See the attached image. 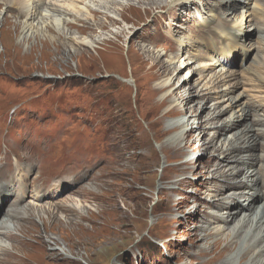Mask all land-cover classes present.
Instances as JSON below:
<instances>
[{"label":"rangeland","instance_id":"obj_1","mask_svg":"<svg viewBox=\"0 0 264 264\" xmlns=\"http://www.w3.org/2000/svg\"><path fill=\"white\" fill-rule=\"evenodd\" d=\"M47 1L89 19L90 28L79 25L66 30L61 21L74 18L54 14L60 28L71 31L67 40L56 43L57 37L47 32L29 34L23 40L27 31L21 35L14 25L4 34L6 12L0 10V151L15 154L27 148L38 158L43 166L38 174L36 169L29 174L28 183L50 176L60 179L68 171L73 174L65 182L58 181L57 193L49 194L55 199L41 203L80 202L84 214L91 216L87 236L63 240L69 245L65 254L79 260L73 264H206L208 255L203 256L204 245L199 241L206 235L201 229L204 218L229 217L237 209H218L212 202L230 197L227 202L242 205L248 199L257 212L264 205V138L250 110L262 105L259 114L264 111V33L258 31L262 28L256 24L259 13L253 11L264 9V0H236L232 12L222 4L224 0H195L192 5L165 0L164 11L153 9L149 14L147 0H117L116 6L113 0H86L94 10L105 12L99 19L83 1ZM97 1L108 2L110 11L97 7ZM71 3L76 7H69ZM218 3L224 13L229 12L230 21H224L223 27L234 38L238 30L232 21L241 16L243 7L248 9L246 15L253 22L244 27L241 42L231 38L221 42L220 34L226 31H220L217 40L201 33L225 20L221 13L218 22H208L211 5ZM12 16L15 22L18 15ZM84 38L95 41V48L81 45ZM213 42L218 47L215 51L210 48ZM144 49L157 52L166 66L175 64L169 75L158 76L162 70L153 53L148 55ZM231 73L236 75L234 81L229 80ZM172 82L174 86L160 91ZM172 91L183 99L160 107ZM203 91L211 92V100L196 97L199 103L186 107L189 94ZM239 100L240 106L229 108L217 127H208L205 121L212 107L228 110ZM168 108H187V116L161 118ZM202 109L207 111L202 114ZM248 110L250 116L243 119L242 111ZM193 112L188 142L182 144L184 154L168 160L161 147L182 130L168 135L164 131L171 124L188 121ZM227 124L236 126L227 135V146L237 141L251 144L232 155L241 162L222 168L226 176L215 172L216 157L201 149ZM240 169L244 173L237 178ZM89 186L95 196H80L79 189ZM9 206L4 202L0 222Z\"/></svg>","mask_w":264,"mask_h":264},{"label":"bare ground","instance_id":"obj_2","mask_svg":"<svg viewBox=\"0 0 264 264\" xmlns=\"http://www.w3.org/2000/svg\"><path fill=\"white\" fill-rule=\"evenodd\" d=\"M79 1H83L82 4L86 5L87 10L91 12V14H93V17L95 19H99V16H102V14L105 13L99 9L94 10L93 8H91V6L85 4L86 0ZM93 1H89V3L92 2V4H94ZM144 1L146 2V0ZM147 1L148 9L146 10V13L148 12V14L150 12H153L151 11L153 9L154 11L162 12L167 8L166 6L168 4L167 1L165 2V0ZM234 1L236 0H224L222 4H226L225 8L228 11L232 12L235 11L236 8V5H234ZM25 2L27 1L0 0V10L3 9L6 12L4 17H7L6 19L3 18L2 20V29L4 34H7L8 27L11 28L10 25H14V27H16L17 32L21 35H23L27 31L24 36H21L23 40H28L29 38L27 35L29 34H31L32 37L36 35L39 36L40 34H44L45 32H47L57 37L55 38L56 40L54 39L56 43L58 42V40L60 42H63L62 40H67V36L70 34L71 31L69 32L62 30L59 24L55 22L54 14H59L60 16H62V14H67L74 18L73 21L67 20V18L61 21L62 26L64 28H68L66 30L78 29L77 27H80L79 25H90L89 19L78 17L76 16L74 11L65 7L53 5V3L50 1L48 2L47 0H34L32 1V3H30L31 1L29 3ZM194 2L195 0H175L174 4L192 5ZM107 3L97 1L98 5L96 6L101 9H105V11H110V9L108 8L110 4L108 3V5ZM111 4L116 6L117 0H113ZM70 6L76 7L72 3L69 4V7ZM43 8H45L44 11L42 10ZM211 8L212 9H210V20H208V22L210 23L213 20L215 21L216 17H218L219 14V17H221L223 14V19L225 20H223V22L221 23H217V26L220 27L222 30H219L217 26H215L214 28L211 27L208 29V31L201 33L208 36V38H211V40H214L215 38L218 39L217 34L222 33L220 31H226L225 35L220 34L221 42H230V38L232 40H239V42H241V32H243V29L246 25L250 26L249 24L253 22V19H249L250 17L246 15L248 9L246 7H243L244 9L242 10L241 16L236 17L235 20L233 19L232 21V24H234V29L238 30V33L234 32V34H232L237 35L234 38L230 36V32L227 29V26L226 28L223 27L224 21H226V23L230 21L227 19L229 12L227 14L224 13V11L222 10L223 6L220 7L219 3L217 5L212 4ZM213 9L216 11V14L215 11L213 12ZM263 10L264 9L258 7H255L253 9V11H258L259 13L260 17H257L256 24L258 23L257 26H262V28H258V31L262 33H264ZM49 13L53 14L49 15ZM12 15H18V18L15 22L14 18L16 17ZM122 17L124 18L123 14ZM110 23L112 25H115L112 20H110ZM133 25H137V23H133ZM88 28H90V26ZM261 41L263 46L262 50H264V36H262ZM81 43V45L93 48H95L94 45L96 44L95 41H93L92 39L90 40L88 38H84ZM239 46L240 45L237 44L236 49L237 47L240 48ZM210 48L214 51L218 49V47L215 46V42L212 43V46ZM145 52H147L148 55L149 53H153L151 56L152 59L155 60V62L157 63L158 69L160 68L162 70L158 73V76L160 78L166 77L167 75H169L168 73H170L174 69L173 65L175 64H169L168 66H166L165 64L161 63L160 60L162 58L160 55H158L157 52H154L153 50H145ZM226 55L229 56V54ZM204 74L206 75V73ZM235 76V74L231 73L229 75V80L234 81ZM202 78H206V76H201V79ZM214 78H218V75H214ZM172 85L173 82L169 83L167 86H163V88H160V91L164 90L165 88L168 89V87L170 88L172 87ZM233 87L235 86L233 85ZM176 91H172L168 95H165V97L162 99V102L160 103V107L167 108L171 104L178 102L180 99H183L182 95H179ZM201 94L202 95L189 94L191 96L186 102V107H188L191 103H194V105L196 106L199 103L196 97L205 98V100L207 101L211 100L212 98L211 96H209L211 95V92L207 94L203 91ZM240 103L241 102L239 100V102H237L235 106L232 104L230 107H228V110L225 109L220 111L217 106L215 108L212 107L209 113V117L206 118L205 121L208 127H217L218 124L221 122V118L229 112V108L234 109L236 107H239L240 105L238 104ZM261 106L253 105L252 109L250 110L252 114L256 115V117H254L255 119H253V122L255 125L261 126V129L258 131L259 134L261 133L262 137L264 138L263 109V114H259ZM207 108L209 109V106ZM169 109L170 108H168V110ZM203 111L204 109H202V114ZM206 111L207 109L204 112ZM166 112L164 114L162 113L163 115L161 116V118L165 117V115L175 117L178 115V113L187 116V108L183 109V111H179L177 109L173 110L172 108L168 111L167 114ZM196 112H198V110ZM242 112L243 119H247L250 116L249 110ZM202 114H200V116ZM196 116L198 117V115ZM192 117H194V112L193 115H189L187 117L189 118L187 119L188 121H181L171 124L168 128H166L167 130L164 131L163 135H168L172 132L178 133L182 130V133L180 135H177L173 139L168 140L161 147L162 149H164L168 160L170 158L180 157L184 154V151L182 150V144L186 141L185 138L189 139V136L186 132L188 131L187 128L192 122ZM159 120H157V124L161 125L162 122H159ZM224 125L222 129L216 132L217 136L214 140H205L201 151H203L204 154L212 153V156L216 157L214 159L217 160V169L215 172L219 174L221 172L227 176L225 169L222 170V168L229 166V164L233 162H241L239 161L240 159H237V157L234 156L232 157V155L235 152H242L244 147H250L249 144L251 143L249 141H245L244 145H242V142L237 141L235 144H229V146H227L228 141H225L227 135L233 129H235L236 126H229V124H227L228 127H225ZM236 137L237 135H235V138ZM186 142H188V140ZM17 153L21 154V156L19 157ZM17 153L15 152L14 154L7 150L0 151V217L4 212V202L5 204L10 203L8 211L6 210V216L0 222V264L78 263L79 260H77L75 257V259H73L65 254L66 250L69 248V245L63 242V240L66 241L67 237L71 235H75L77 237L87 236L88 227L86 228V222L90 221L91 216H86L84 214V210L81 208V203L78 202L77 205L75 204L76 201L74 203L72 201H69L70 204H68V202H66L65 200L59 201L57 203H49V205L47 204V206L41 205V203H43V201L45 200L55 199L57 196L52 197L49 196V194L57 193L55 189L58 190V181L65 182L67 179L72 178L73 174L71 173V171L66 172V174L63 171V174L65 175L62 176L60 179L56 178L55 176H50L49 178H35L32 182L28 183L27 180L29 174L32 171H35V169L37 170L38 174L40 171L39 169L43 165L38 160V158H36V156L27 148H24L23 150ZM40 156L45 157V153H42ZM222 156L224 157L223 160H221ZM236 173V176L238 178L244 173V170H237ZM72 182L76 181L73 180ZM252 182L255 183V181ZM241 187L242 186H236V188ZM252 187H254V184H252ZM79 191L80 196H82V194L83 196L94 195L92 186H89L87 189L80 188ZM233 195L232 197H235V195ZM28 198H30L29 201H31L30 205H27L29 204V201H27ZM228 199L231 198L229 197L226 200H214L211 206L216 207L218 209H221L222 207H226L229 209H233V207L237 208L231 213H228L229 217L217 215L219 217L212 218V220H210V218L208 217L204 218L203 226L201 227V229L206 233V235L202 237L199 241H202L204 245V249L202 248L203 256L205 254L206 256L208 255L206 257V264H264V205L259 209L261 210V212H257V206L250 203L248 199L246 200L248 201L247 204L242 205L234 202L232 203L230 201L227 202ZM72 206H75L78 210ZM91 221L93 220L91 219ZM53 225H57V228L59 229L60 233H58V229L56 230L53 228ZM53 235H55L56 237H53ZM209 238H211L212 240V244H210L211 247L209 246ZM41 260H43L44 262H42Z\"/></svg>","mask_w":264,"mask_h":264}]
</instances>
